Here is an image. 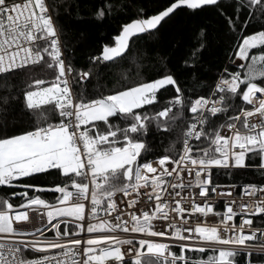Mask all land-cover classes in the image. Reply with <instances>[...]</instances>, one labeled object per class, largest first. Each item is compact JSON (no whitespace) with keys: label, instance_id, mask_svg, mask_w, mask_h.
Returning <instances> with one entry per match:
<instances>
[{"label":"built area","instance_id":"obj_1","mask_svg":"<svg viewBox=\"0 0 264 264\" xmlns=\"http://www.w3.org/2000/svg\"><path fill=\"white\" fill-rule=\"evenodd\" d=\"M46 51L61 68L62 76L49 90L63 111L58 125L70 133L84 182L54 202L0 211V225L5 220L8 227L0 230V264H138L146 256L174 264L188 261L185 253L192 251L243 253L248 264L251 253L264 254V225L254 224L256 217L264 216V184L237 186L211 180L215 169L242 168L253 148L263 156V164L253 168L264 169V88L248 91L247 106L231 122L218 126L212 160L193 155L207 115L222 110L221 94L239 87L243 61L238 49L228 63L232 70L225 68L210 93L192 101L179 155L139 165L133 182L112 192L101 209L92 205L91 168L97 155L82 114L98 101L74 99L73 72L65 61L48 0H0V74L39 64ZM26 103L33 106L27 97ZM49 129L38 127L28 133L29 138L38 143ZM116 149L101 154L109 156ZM234 156L242 157V162L235 164ZM174 249L180 255H173Z\"/></svg>","mask_w":264,"mask_h":264},{"label":"trees","instance_id":"obj_2","mask_svg":"<svg viewBox=\"0 0 264 264\" xmlns=\"http://www.w3.org/2000/svg\"><path fill=\"white\" fill-rule=\"evenodd\" d=\"M174 1L48 0L65 61L73 72L72 91L77 103L106 99L118 91L165 77L172 80L154 91L149 102L84 124L86 136L97 139L101 149L139 146L133 176L139 165L152 159H175L179 155L192 101L207 96L225 68L232 70L228 63L242 39L256 34L264 36V0H218L198 9H177L156 30L131 37L123 56L111 62L99 58L104 47L116 44L115 38L125 25L152 17ZM57 79V65L47 51L39 64L0 74V141L23 136L41 126L54 127L63 121V111L54 100L32 107L26 103L29 93L49 87ZM247 88H264V41L248 52L240 69L238 89L221 94L222 110L207 115L204 131L193 145L194 156L209 160L215 157L212 143L216 130L247 106L244 96ZM164 110L167 114L162 117L160 113ZM105 135L107 143L98 139ZM243 164L242 168L229 171L213 170L212 182L237 186L264 184V169L253 168L263 164L259 148L247 152ZM124 173L122 168L98 179L103 202L112 192L133 182V176L128 181ZM83 182L79 170L64 174L58 167H50L9 184L0 183V210L6 201L12 206L32 199L54 202L63 191L79 189L82 186L73 188V185ZM254 224L264 225V216L256 217ZM210 252L213 251L202 255L187 252L185 256L192 261L186 264H197L193 259L206 258ZM229 255L235 264L246 263L243 253ZM141 261L163 264L148 256ZM248 264H264V254L251 253Z\"/></svg>","mask_w":264,"mask_h":264},{"label":"rangeland","instance_id":"obj_3","mask_svg":"<svg viewBox=\"0 0 264 264\" xmlns=\"http://www.w3.org/2000/svg\"><path fill=\"white\" fill-rule=\"evenodd\" d=\"M263 41L264 36L262 34H256L242 39L237 48V55L243 61V65L250 49L263 43ZM171 82L172 80L170 77H165L131 89L118 91L106 99H99L95 107L87 108L82 112L84 123L87 124L97 120H104L116 111L128 112L146 102H149L154 91ZM251 89L253 88H247L244 96H246ZM51 96V92L47 86L43 89H38L29 93L26 97L34 106H36L54 100ZM166 114L167 111L165 110L160 113L162 117ZM103 137L104 138L100 141L107 143L108 136L105 135ZM87 139L90 145L93 146L97 155V159L94 161L91 168V200L93 206L101 209L105 202L102 201V186L101 183L98 182V179L104 175L124 168L125 178L129 181L133 176V162L139 146L131 144L126 145L122 148H118L119 151L113 152L111 155L104 157L101 152L104 149H108V147L101 149L98 147L97 139L89 137H87ZM109 148L115 149L117 147ZM233 161L235 164H240L242 162V157L234 156ZM78 166L79 163L71 143L70 133L65 127L60 125L50 127L49 133L38 143L32 141L28 134L0 141V183L2 184H9L16 178L36 173L50 167H58L64 174L78 173ZM81 186V184L75 183L73 188ZM38 201L39 200L37 199H32L24 204L38 203ZM8 206H12V204L9 201H6L4 207L0 211H4ZM7 228L5 220H3L0 225V230L2 231ZM198 254L202 255L203 253L199 252ZM185 257L189 259L188 261H192L191 258H188L187 256ZM148 258L158 260L163 264H169L168 261H163L159 258ZM195 259H193V261L197 264H229L230 262L235 264L231 255L225 253L210 252L206 255V258L200 256ZM186 263L188 262L183 260L176 261L174 264ZM138 264H143V262L140 261Z\"/></svg>","mask_w":264,"mask_h":264},{"label":"water","instance_id":"obj_4","mask_svg":"<svg viewBox=\"0 0 264 264\" xmlns=\"http://www.w3.org/2000/svg\"><path fill=\"white\" fill-rule=\"evenodd\" d=\"M218 0H176L168 7L156 15L143 20H135L125 25L120 34L115 38V45L111 48L104 47L99 58L105 62H111L123 56L129 48L130 38L143 35L147 32L156 30L161 22L172 15L177 9L193 8L198 9L203 6L213 5ZM57 75L62 76L61 68L58 66ZM54 93L58 94V89L54 88ZM132 154V152H131Z\"/></svg>","mask_w":264,"mask_h":264},{"label":"crops","instance_id":"obj_5","mask_svg":"<svg viewBox=\"0 0 264 264\" xmlns=\"http://www.w3.org/2000/svg\"><path fill=\"white\" fill-rule=\"evenodd\" d=\"M85 124H86V123H85ZM173 255H175V256L180 255V254H179V251H178L177 249H174V250H173ZM187 262H188V261H187Z\"/></svg>","mask_w":264,"mask_h":264}]
</instances>
